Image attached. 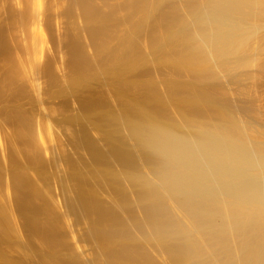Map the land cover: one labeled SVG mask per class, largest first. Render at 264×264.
I'll list each match as a JSON object with an SVG mask.
<instances>
[{"label":"bare ground","instance_id":"bare-ground-1","mask_svg":"<svg viewBox=\"0 0 264 264\" xmlns=\"http://www.w3.org/2000/svg\"><path fill=\"white\" fill-rule=\"evenodd\" d=\"M0 264H264V0H0Z\"/></svg>","mask_w":264,"mask_h":264}]
</instances>
